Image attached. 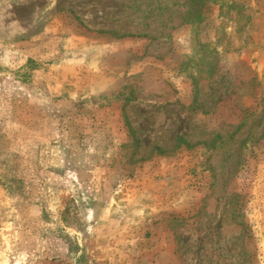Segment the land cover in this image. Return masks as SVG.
Returning <instances> with one entry per match:
<instances>
[{
	"label": "rangeland",
	"instance_id": "rangeland-1",
	"mask_svg": "<svg viewBox=\"0 0 264 264\" xmlns=\"http://www.w3.org/2000/svg\"><path fill=\"white\" fill-rule=\"evenodd\" d=\"M0 264H264V0H0Z\"/></svg>",
	"mask_w": 264,
	"mask_h": 264
},
{
	"label": "trees",
	"instance_id": "trees-1",
	"mask_svg": "<svg viewBox=\"0 0 264 264\" xmlns=\"http://www.w3.org/2000/svg\"><path fill=\"white\" fill-rule=\"evenodd\" d=\"M129 129H130V133L134 134V130L131 127H129ZM177 140H182V139L179 137Z\"/></svg>",
	"mask_w": 264,
	"mask_h": 264
}]
</instances>
